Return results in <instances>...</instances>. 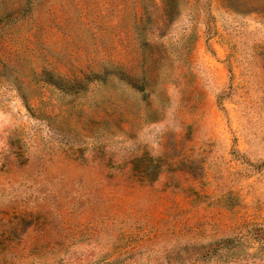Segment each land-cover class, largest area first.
<instances>
[{
    "label": "rangeland",
    "instance_id": "1",
    "mask_svg": "<svg viewBox=\"0 0 264 264\" xmlns=\"http://www.w3.org/2000/svg\"><path fill=\"white\" fill-rule=\"evenodd\" d=\"M0 264H264V0H0Z\"/></svg>",
    "mask_w": 264,
    "mask_h": 264
}]
</instances>
